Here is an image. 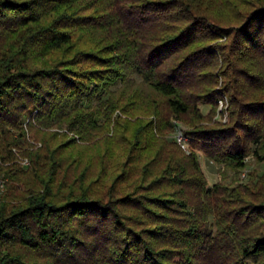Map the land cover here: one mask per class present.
Returning a JSON list of instances; mask_svg holds the SVG:
<instances>
[{"label": "trees", "instance_id": "16d2710c", "mask_svg": "<svg viewBox=\"0 0 264 264\" xmlns=\"http://www.w3.org/2000/svg\"><path fill=\"white\" fill-rule=\"evenodd\" d=\"M203 11L199 0H0V264H264V201L208 186L195 152L166 151L161 140L171 116L199 120L198 102L215 104L216 51L195 45L232 36L233 122L186 136L234 169L259 154L264 98L252 88L264 89V2L238 28L209 24ZM141 88L150 94L142 114L153 118L135 126L114 117L136 115ZM112 124L129 148L115 185L131 179L134 189L98 195L80 157L51 147L47 129L88 138Z\"/></svg>", "mask_w": 264, "mask_h": 264}, {"label": "rangeland", "instance_id": "374dc122", "mask_svg": "<svg viewBox=\"0 0 264 264\" xmlns=\"http://www.w3.org/2000/svg\"><path fill=\"white\" fill-rule=\"evenodd\" d=\"M235 1L236 0H199L201 8L204 10L203 13H205L209 20V24L216 23L217 25L228 28L241 27L253 7V4L256 2H264V0H242V2L237 3ZM231 39L232 36L216 38L206 41L201 45H195V47L198 48L206 44L216 51L217 57L212 60V66L208 68V70L213 72V81L215 82L214 84H210V88H214L217 92L215 104L213 106L208 104L205 100H200L198 102V107L203 118L199 120L191 115H183L180 118L171 116V128L161 135L162 143H166L164 150H169L172 146L175 147L174 149L176 151L179 150L180 144L177 142L176 137L179 132H183L186 135L187 131L193 130L195 127L225 125L233 122L234 117L230 111V94H232L230 88L232 87L233 66L228 65L229 63L226 61L227 56L230 57L229 60H231L232 57L228 49L226 50ZM61 57L62 51H54L48 56V62L52 60L57 61ZM231 62L233 63L232 60ZM237 65L241 64L238 62ZM259 67L264 70V62H262ZM132 77L136 82L140 81L138 75ZM112 89H115V87ZM252 92L256 94V98H264L263 88H252ZM139 93L142 100H140L139 105H132L139 109L136 115L131 117L123 113L120 109H117L114 111V117H120V121L125 119V124L127 121L133 122L135 126L138 125L139 122L140 124H145L147 120H151L153 118L152 115L142 114L145 110H149L150 102L146 99V96L150 95L149 91L146 88H141ZM99 95L102 99H107L109 97L107 92H101ZM96 121L99 124L102 123V120L98 117H96ZM128 128L131 130L133 129L131 125H129ZM47 132L49 133L48 138L51 147L55 148L57 145L62 144L67 147L65 150L66 153L73 152L75 156L80 157L81 163L79 170H83L90 175V180L97 181L96 193L98 195L102 192H106L108 188L113 186L116 187V194L118 195L125 194L134 189V185L131 184V179L127 180L122 178V180L115 185V179L121 173L123 162L127 158L124 152H126V149L129 150V148H127L126 143H123L121 133L119 135L115 133L113 124L109 127V130L103 128L96 129L88 138H82L74 129H69L66 126L63 128L54 126L47 129ZM124 133L126 136H130L132 132L130 131L127 133L124 131ZM50 135H52L51 138ZM121 141L122 143H120ZM260 142L261 144L258 147L259 154L254 155L251 151L245 159L246 166L242 169H234L216 164L210 161L198 147H192L190 144L188 145V151L184 150L181 145L180 147L186 153L193 151L197 154L208 186L220 184L229 191L240 188L247 192L246 195H242V199L246 201L254 200L256 202H262L264 201V130ZM40 145L41 143L36 144V146ZM255 148L256 146L253 145L252 150ZM101 156L104 157V163L101 161ZM101 171H103V174L98 177ZM134 176L135 175L132 174V178ZM0 182L4 183L3 191L0 194L1 198L7 190V179L4 178L2 174H0ZM19 189L22 190V187H19ZM207 225L214 233L216 232L217 226L214 215L208 218Z\"/></svg>", "mask_w": 264, "mask_h": 264}, {"label": "built area", "instance_id": "2783aa9c", "mask_svg": "<svg viewBox=\"0 0 264 264\" xmlns=\"http://www.w3.org/2000/svg\"><path fill=\"white\" fill-rule=\"evenodd\" d=\"M177 142L182 146V148L186 151H188V145H189V138L183 133V132H179L177 134ZM22 166L26 167L30 164L29 160L26 159H22ZM4 188V183L0 182V194L3 191Z\"/></svg>", "mask_w": 264, "mask_h": 264}]
</instances>
